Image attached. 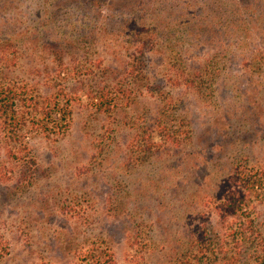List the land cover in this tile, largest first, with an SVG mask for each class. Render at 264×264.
<instances>
[{
	"label": "rangeland",
	"instance_id": "obj_1",
	"mask_svg": "<svg viewBox=\"0 0 264 264\" xmlns=\"http://www.w3.org/2000/svg\"><path fill=\"white\" fill-rule=\"evenodd\" d=\"M150 2L175 15L130 14L150 28L139 33L121 27L124 17L107 4L98 11L83 0H0V36L25 30L8 72L41 92L49 93L47 79L62 57L72 68L86 59L96 74L110 69L97 82L133 65L138 71L131 104L111 113L96 111L84 96L89 77H68L77 95L70 131L59 139L30 135L32 183L17 168L0 183V246L9 251L0 264H68L93 239L112 247L116 264H166L188 237L217 224L214 201L229 192L236 163L263 164L264 0ZM212 3L226 7L231 21L213 34L209 11L184 18L178 12L192 6L203 13ZM166 21L174 27L154 31ZM198 74L200 91L191 85ZM163 109L175 114L176 126H191L193 137L181 146L157 139L158 151L143 157V129L154 128Z\"/></svg>",
	"mask_w": 264,
	"mask_h": 264
},
{
	"label": "trees",
	"instance_id": "obj_2",
	"mask_svg": "<svg viewBox=\"0 0 264 264\" xmlns=\"http://www.w3.org/2000/svg\"><path fill=\"white\" fill-rule=\"evenodd\" d=\"M86 1L89 2V8H95L98 11L99 3L107 4L108 10L112 13L118 12L119 17H124L120 19L121 27L127 30L132 28L139 33L148 30L149 27L144 19H131V15L155 13L156 19H170L175 15V11H166L161 4L148 3V0L147 2L116 0V3L113 2L115 0H83V3ZM70 5L71 3L67 5L62 3L61 9ZM208 5L204 6L203 13L202 8L195 9L192 6H181L178 12L184 18L191 15L197 16L196 14H208L209 11V14L214 16V19L208 20L207 25L210 32L213 31L212 34L216 33L214 28L219 24L230 25L231 21L224 19L228 16L226 7L221 5L215 7L213 3ZM224 12L226 14L223 17ZM189 19L190 17L184 21L180 20L178 26L181 28L184 24L190 23ZM168 26L174 27L167 21L157 23L154 31L166 29ZM15 29L10 28L11 31L0 36L2 64L0 66V183L12 180L17 174V169L20 171L23 182L32 183L34 178L32 170L36 160L31 153L29 136L38 133L47 138L59 139L64 137L72 127L73 104L77 95L67 87L68 77L76 74L89 77L84 79L89 84L86 86L84 96L89 99L96 111L111 113L115 109L131 104L135 89L133 82L138 78V71H134L132 64V70L118 71L119 73L112 79L108 81L102 79L101 82H97L93 80L97 76L106 78L104 75L107 72L110 73V69L100 67L101 73L96 74L89 67L86 59L83 63L77 62L72 68L63 62L62 57L60 66L56 69L57 72L55 71L54 75H50L47 79L49 93H43L36 82L8 72L9 66H15L18 63L19 45L26 42L22 38L25 30L15 33ZM185 72L183 70L182 75ZM195 79L191 82L193 88L203 90L202 75L198 74ZM174 115L163 109L154 128L145 126L143 133L148 135L139 140L143 146L140 149L144 154L143 157H150L158 151L160 147L156 145L157 139L176 141L177 145L181 146L186 138L193 137V130L191 126L190 130L185 128L187 127L185 121H181L182 125L174 124L178 120ZM248 120L251 123L253 121L249 118ZM247 128L249 129L250 126ZM230 184L227 195L214 201V212L218 217L217 224L205 225L188 237L174 250L166 264H264V162L262 164L249 159L237 162ZM7 254H9L7 247L1 245L0 259ZM37 264L55 263L41 260ZM68 264H116V257L114 250L105 240L93 239L83 243L75 251L74 259Z\"/></svg>",
	"mask_w": 264,
	"mask_h": 264
}]
</instances>
